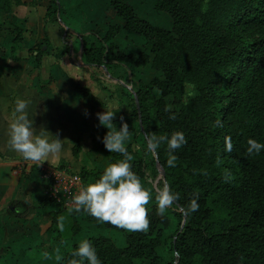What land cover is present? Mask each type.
<instances>
[{
    "label": "trees",
    "instance_id": "1",
    "mask_svg": "<svg viewBox=\"0 0 264 264\" xmlns=\"http://www.w3.org/2000/svg\"><path fill=\"white\" fill-rule=\"evenodd\" d=\"M74 1L52 0L45 22ZM153 7L165 26L125 0H107L123 25L83 37L86 63L114 60L150 72L137 70L129 116L118 115L95 140L109 167L86 163L78 172L89 194L73 212L102 234L73 244L58 264H264V0H155ZM75 90L94 100L79 84ZM129 117H139L143 131L124 144L135 131ZM112 142L117 148L106 150ZM158 166L167 195L154 191L155 204L142 208L141 186ZM119 168L116 187L110 170ZM43 206L57 228L61 203L46 196ZM132 212L140 217L117 246L108 233L122 231L119 214ZM79 228L75 222L72 233Z\"/></svg>",
    "mask_w": 264,
    "mask_h": 264
},
{
    "label": "crops",
    "instance_id": "2",
    "mask_svg": "<svg viewBox=\"0 0 264 264\" xmlns=\"http://www.w3.org/2000/svg\"><path fill=\"white\" fill-rule=\"evenodd\" d=\"M51 1L0 0V264H58L73 244L101 233L93 223L76 217L75 208H60L58 227L52 228L53 210L43 206L47 195L39 165L75 173L86 163L109 167L95 140L103 127L111 128L118 115L129 116L138 71L150 72L147 68L132 70L114 60L99 67L84 61L83 37H96L101 17L92 13L97 3H103L104 12L107 0H75L70 9L57 12V21L45 22ZM83 7L93 22L80 29L68 24L69 17L81 14ZM105 19L104 25H123L115 17ZM106 30L104 26L98 34ZM75 84L94 100L81 96ZM129 120L135 131L124 137V144L137 141L143 131L139 117ZM117 146L118 142L109 143L106 150ZM123 173V168L110 170L116 187L122 184ZM149 183L147 178L141 186L142 208L155 204L154 191L160 193L156 189L148 192ZM82 188L88 195L84 184ZM119 216L122 231L112 230L109 236L122 247L140 212ZM75 222L80 228L73 234ZM166 250L160 248L161 253Z\"/></svg>",
    "mask_w": 264,
    "mask_h": 264
},
{
    "label": "rangeland",
    "instance_id": "3",
    "mask_svg": "<svg viewBox=\"0 0 264 264\" xmlns=\"http://www.w3.org/2000/svg\"><path fill=\"white\" fill-rule=\"evenodd\" d=\"M125 1L133 6V8L135 9V11L139 17H141V18H143V19H145V20H147V21H149V22H151L157 26H165V23L163 22L165 14L160 12V11L155 10L153 7V3L155 0H125ZM99 2H102V1H99ZM102 4L103 3H101V6H102ZM101 6L99 5V3H97L96 12L92 13V15H96V17L101 16V17H98V18H100V22L96 24V31H97L96 34H98L99 29H101L102 27L107 26V28H108L111 25L110 24L111 22L110 23L107 22V23H105V25L102 23V20L104 17L106 18L105 20H107L109 17L110 18L115 17L117 20H121L120 17L116 16V14L113 13L111 10L107 11L106 8H104V12H103V8H101ZM98 9L101 11V14H99ZM80 12H81V14L76 13L75 15L71 16V17H74L73 19L69 17V21H67L68 24H70L72 26H76L78 29H80L79 27H81L82 25L84 26L89 22L90 23L93 22V20H90L88 17L87 13H90V12L87 9H84V7H83V9H81ZM127 43L130 44L132 42H131V40H129V41H127ZM145 77L147 78L148 74ZM148 179L150 182L148 184V186L146 187V190L148 192L151 189H156L160 193H164V194L166 193V189H165L166 186H165V183L163 182L160 171H159V174L154 179H150V178H148ZM164 205L167 207V203H164ZM162 211L165 212V210H163V209H162ZM100 234H102V233H100ZM65 235H66V233L64 234V236ZM161 257L163 260H165L167 258V253L163 252L161 254ZM168 258H169L168 260H170V255Z\"/></svg>",
    "mask_w": 264,
    "mask_h": 264
},
{
    "label": "built area",
    "instance_id": "4",
    "mask_svg": "<svg viewBox=\"0 0 264 264\" xmlns=\"http://www.w3.org/2000/svg\"><path fill=\"white\" fill-rule=\"evenodd\" d=\"M39 176L45 194L61 203L62 208H77L87 193L78 173L49 164L39 165Z\"/></svg>",
    "mask_w": 264,
    "mask_h": 264
},
{
    "label": "water",
    "instance_id": "5",
    "mask_svg": "<svg viewBox=\"0 0 264 264\" xmlns=\"http://www.w3.org/2000/svg\"><path fill=\"white\" fill-rule=\"evenodd\" d=\"M137 107H138V106H137ZM154 156L156 157L155 153H154ZM158 169H159V171H160V173H161V177L163 178V181H164V172H163V169H162L160 166H158ZM165 186H166V187H165V189H166L165 196H166V195H167L168 187H167V185H165ZM184 220H185V217L183 218L182 223H184Z\"/></svg>",
    "mask_w": 264,
    "mask_h": 264
}]
</instances>
